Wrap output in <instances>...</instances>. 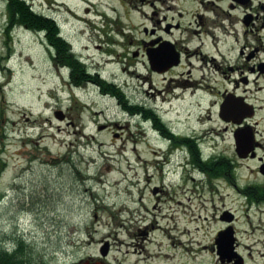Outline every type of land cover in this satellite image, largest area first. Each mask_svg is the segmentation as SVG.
Listing matches in <instances>:
<instances>
[{
    "label": "rangeland",
    "instance_id": "374dc122",
    "mask_svg": "<svg viewBox=\"0 0 264 264\" xmlns=\"http://www.w3.org/2000/svg\"><path fill=\"white\" fill-rule=\"evenodd\" d=\"M25 1L35 12L56 20L62 36L84 57L89 75L127 82L122 91L126 108L100 95L91 83L76 92V99L66 92L57 97L54 50L47 47L43 33L22 26L7 35L6 5L0 0V107L3 96V114L14 122L5 127L14 140L6 143L0 157L5 162L0 192L8 188L0 201V232L9 234L17 222L19 231L35 237L40 250L46 248L48 260L60 264L91 258L107 264H216L204 248L219 227L211 214L223 208L239 215L260 213L253 206L246 210L243 199L223 181L210 182L186 169L181 175V169L174 172L166 143L132 114L140 100L136 73L146 70L131 58L129 43L135 44L144 17L138 9H126L122 0ZM131 4L145 5L148 14L153 5H161L153 0ZM80 18L96 20L101 36ZM209 53L206 68L213 69L220 59ZM152 80L159 82L160 77ZM205 80L215 82L213 77ZM197 99L188 117L181 107L180 130L187 125L199 131L216 128L215 153L231 156L229 130L224 132L213 114L205 121L211 97L199 92ZM57 110L65 114L64 121L54 117ZM202 186L221 187L211 196ZM258 231L254 229L250 238L261 240ZM105 242L108 252L102 258L99 250ZM263 246L252 247L250 264H262L258 250ZM155 255L168 258L158 261Z\"/></svg>",
    "mask_w": 264,
    "mask_h": 264
},
{
    "label": "flooded vegetation",
    "instance_id": "af4514ba",
    "mask_svg": "<svg viewBox=\"0 0 264 264\" xmlns=\"http://www.w3.org/2000/svg\"><path fill=\"white\" fill-rule=\"evenodd\" d=\"M132 1L122 3L126 9H138L144 21L137 25L138 38L135 44L129 43V53L146 70L145 74L136 73L140 100L134 115L166 143L171 159H183L180 174L186 169L210 182L223 181L230 185L226 188L243 199L246 210L250 206L257 208V215H239L231 208H223L218 214L214 211L211 217L219 227L210 244L204 245L216 264H250L252 247L264 244V0H153L161 5H153L149 14L143 11L145 5H130ZM210 51L220 59L213 69L206 68ZM194 56L200 59L193 60ZM51 58L60 88H85L91 83L98 87L100 95L113 97L120 107H125L120 92L128 87L127 82L117 83L115 76L101 80L98 73L91 76L86 64H80L83 72L73 73L68 64L57 63L68 67L62 73L54 64L56 55ZM121 70L126 72L125 68ZM82 77L83 81L79 80ZM152 77H160V81L153 83ZM207 77L215 78L216 85L214 81L206 84ZM199 92L211 97L212 110L207 108L205 121H210L213 114L224 125L223 131L229 130L231 156L215 153L217 146L212 142L213 134L219 133L216 128L199 131L187 125L180 130L181 107L188 117L189 106L192 100L198 101ZM4 102L1 96L0 157L6 143L14 140L5 128L14 122L5 118ZM56 113L61 118L58 121L65 120L61 110L54 112L55 117ZM4 171L5 162L0 160V178ZM241 181H245L243 185ZM202 187L211 195L221 186ZM3 191L0 200L8 188ZM210 207L217 209L213 203ZM254 229L259 230L261 240L250 238ZM31 238L23 231L0 232V264H60L55 258L48 260L46 248L40 250L35 237ZM258 251L264 264V250Z\"/></svg>",
    "mask_w": 264,
    "mask_h": 264
},
{
    "label": "trees",
    "instance_id": "16d2710c",
    "mask_svg": "<svg viewBox=\"0 0 264 264\" xmlns=\"http://www.w3.org/2000/svg\"><path fill=\"white\" fill-rule=\"evenodd\" d=\"M4 1L7 13V24L5 27L7 35L11 29L17 26L25 27L34 32L43 30L45 32V40L54 49V55H56L54 61L59 64H68L73 73L76 71L83 72L80 63L68 52L67 44L58 37V27L52 18L35 12L25 0ZM83 79L84 77L79 80L83 81Z\"/></svg>",
    "mask_w": 264,
    "mask_h": 264
},
{
    "label": "water",
    "instance_id": "95a60500",
    "mask_svg": "<svg viewBox=\"0 0 264 264\" xmlns=\"http://www.w3.org/2000/svg\"><path fill=\"white\" fill-rule=\"evenodd\" d=\"M56 117L59 118V113H56ZM108 252V244L107 242L104 243V245L100 248V254L102 256H106ZM80 264H105L103 262H91L90 260H84V261H81Z\"/></svg>",
    "mask_w": 264,
    "mask_h": 264
},
{
    "label": "bare ground",
    "instance_id": "6f19581e",
    "mask_svg": "<svg viewBox=\"0 0 264 264\" xmlns=\"http://www.w3.org/2000/svg\"><path fill=\"white\" fill-rule=\"evenodd\" d=\"M154 257H155V259L158 260V261L165 260V259L168 258L167 256H160V257H159V255H155Z\"/></svg>",
    "mask_w": 264,
    "mask_h": 264
}]
</instances>
